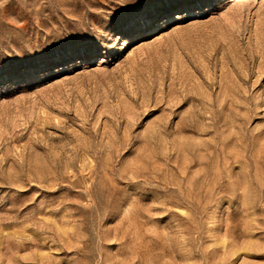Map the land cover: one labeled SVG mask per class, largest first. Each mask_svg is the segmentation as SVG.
<instances>
[{"label":"rangeland","instance_id":"1","mask_svg":"<svg viewBox=\"0 0 264 264\" xmlns=\"http://www.w3.org/2000/svg\"><path fill=\"white\" fill-rule=\"evenodd\" d=\"M109 2L26 0L0 40ZM211 3L115 64L0 96V264H264V0ZM134 186L150 198L123 203Z\"/></svg>","mask_w":264,"mask_h":264},{"label":"snow or ice","instance_id":"2","mask_svg":"<svg viewBox=\"0 0 264 264\" xmlns=\"http://www.w3.org/2000/svg\"><path fill=\"white\" fill-rule=\"evenodd\" d=\"M104 7L103 14L89 16L86 26L66 15L64 23L53 16L44 18L42 26L33 18L31 30L42 37L35 43L25 30L13 27L7 40H0V96L24 85L35 86L32 81L46 83L66 72L115 64L134 46L150 44L190 21L210 17L212 10L222 11L211 0H110ZM25 8L26 0H0V13L5 15L14 16ZM11 24L0 19V25ZM123 195L126 204L134 195L150 198L151 192L134 186Z\"/></svg>","mask_w":264,"mask_h":264}]
</instances>
